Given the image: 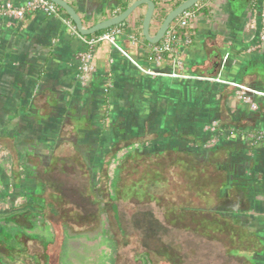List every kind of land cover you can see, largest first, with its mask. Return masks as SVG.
Instances as JSON below:
<instances>
[{
    "label": "crops",
    "instance_id": "1",
    "mask_svg": "<svg viewBox=\"0 0 264 264\" xmlns=\"http://www.w3.org/2000/svg\"><path fill=\"white\" fill-rule=\"evenodd\" d=\"M66 1L90 27L136 0ZM152 1L155 34L184 0ZM197 7L177 29L180 67L167 56L155 63L142 34V3L120 24L85 35L118 28L114 40L124 53L97 43L84 84L77 55L85 46L60 18L0 15V264H115L108 213L120 211L123 195L140 197L130 205L153 213L164 212L160 198H172L173 211L200 216L192 221L196 238L218 243L241 264H264V138L246 135L264 130V48L247 51L256 33L245 26L249 0H199ZM231 83L263 94L245 91V101ZM213 121L214 133L205 130ZM214 135L219 140L206 147ZM138 167L139 177L128 180ZM183 170L192 177V205L182 207L174 198L191 190ZM213 218L227 230L219 237L209 236Z\"/></svg>",
    "mask_w": 264,
    "mask_h": 264
},
{
    "label": "built area",
    "instance_id": "2",
    "mask_svg": "<svg viewBox=\"0 0 264 264\" xmlns=\"http://www.w3.org/2000/svg\"><path fill=\"white\" fill-rule=\"evenodd\" d=\"M249 2L251 15L245 26L246 28L254 29L256 33L254 35V43L247 48V51H255L264 48V6L259 7L258 0H249ZM193 8L191 7L188 10L184 11L174 21H172L169 24L165 34L157 43H148L147 46L156 64H160L164 56H167L172 60L174 66L180 67L182 65V62L178 57V52L176 48L177 41L180 39V37H178L176 33L179 27L188 26L190 19L195 17V12L198 8L197 3L194 5ZM29 11H40L46 15L60 18L61 21L73 32V34L77 36V38H79L84 44V49H82L77 55L79 79L83 84L86 82L87 78L95 69L94 47L97 43L101 41H108L109 43L120 49L114 40L115 34L120 33V29L114 28L109 32H105L100 35L87 38L85 35L81 34L77 30L76 26L74 25L72 20L66 15L65 11L51 0H25L24 4L21 6H16L10 1L0 2V15L6 16L11 19H22L25 14ZM132 40L135 41V38L132 37ZM183 40L186 44L191 43L192 39L190 33L185 32ZM120 51L122 50L120 49ZM122 53L124 52L122 51ZM145 72L150 71L146 70ZM150 73L160 74V72L154 71ZM168 75L172 77L183 76L176 72H171ZM215 80L219 79L215 78ZM231 85L238 87V89L241 90V92L238 91V95L245 101H250V98L245 91L254 94H263L258 90H254L238 84L231 83ZM217 129L218 122L216 121H213L209 125L205 126V130L212 133L217 132ZM246 135L251 140L258 141L264 138V130L261 129L249 131L246 133ZM219 137L220 135H214L213 137L208 139L204 145L206 147L213 145L216 141L219 140ZM136 147H138V144H133L131 146L121 149L119 153L123 155L124 153Z\"/></svg>",
    "mask_w": 264,
    "mask_h": 264
},
{
    "label": "trees",
    "instance_id": "3",
    "mask_svg": "<svg viewBox=\"0 0 264 264\" xmlns=\"http://www.w3.org/2000/svg\"><path fill=\"white\" fill-rule=\"evenodd\" d=\"M109 161L103 164L104 177L100 180L102 190H107V168ZM189 208H183L187 211ZM192 214V209L188 210ZM109 226L116 237L117 259L115 264H192V259L200 258L195 253H189L173 238H168L169 226L156 224L155 217L146 204H137L118 213L114 210L108 213ZM198 215L192 216V221L199 220ZM214 228L209 236H221L226 229H222L221 223L213 218ZM131 230L130 234L126 231ZM199 232H203L198 228ZM171 233V232H170Z\"/></svg>",
    "mask_w": 264,
    "mask_h": 264
},
{
    "label": "rangeland",
    "instance_id": "4",
    "mask_svg": "<svg viewBox=\"0 0 264 264\" xmlns=\"http://www.w3.org/2000/svg\"><path fill=\"white\" fill-rule=\"evenodd\" d=\"M152 162L155 168L157 166L162 168L161 165L162 163L158 165L159 162L158 160L153 159ZM139 171H140V167L136 168L135 172H129V174L127 175L128 180L132 178L133 179L138 178ZM180 177L182 178L186 177L182 180V183L184 182L185 185L191 190L186 191L187 196L185 197L176 196L174 198L175 204L177 205L181 204L182 207L185 204L192 205V196H190L192 194V177H189L184 170L181 173ZM150 179L157 180L156 176H153ZM128 180L123 182L124 189L125 186H127V184L129 183ZM118 199H119L118 204H120V210L121 209L128 210V208L131 207L130 202L139 201L138 199L141 198L135 195L132 196L123 195L120 196ZM156 200L153 199V203L155 204V207L157 206ZM159 201L164 205L163 208L164 212L153 213L156 220L155 225H159L160 223L161 226L162 225L169 226V230L171 233L169 232L167 235L165 234L164 236H167L168 238H173L175 242L180 243L185 248L186 251L191 253V256L193 252L196 254V256H198V258H200L198 261L192 259V264H241L240 259L234 256H230V255L228 256L218 243L205 241L203 239L201 240L199 238H196L192 234V214L188 210L178 211L177 209H175V211H173L171 207L172 198H167V200H163L160 198ZM126 232L130 234L131 230H127Z\"/></svg>",
    "mask_w": 264,
    "mask_h": 264
},
{
    "label": "water",
    "instance_id": "5",
    "mask_svg": "<svg viewBox=\"0 0 264 264\" xmlns=\"http://www.w3.org/2000/svg\"><path fill=\"white\" fill-rule=\"evenodd\" d=\"M51 1L56 3L58 6H60L68 14L72 22L75 24L77 30L83 35H91L100 30H104L111 26L120 24L135 10L137 6H139L142 3H145L147 4V10L142 19V34L148 42L157 43L165 34L169 24L172 21H174L179 15H181L184 11L193 7L199 0H184L183 2L178 4L175 8L170 10L163 18L155 34H150L149 32L150 22L155 9V3L152 0H136L121 13L113 17L107 18L105 20H102L100 22H97L90 27L83 26V22L80 16L73 8V6L69 4L66 0H51Z\"/></svg>",
    "mask_w": 264,
    "mask_h": 264
}]
</instances>
